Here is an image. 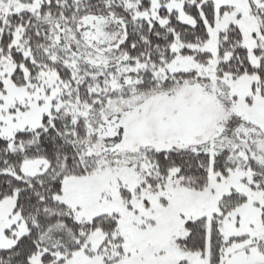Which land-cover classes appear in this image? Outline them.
<instances>
[{"label": "snow or ice", "instance_id": "1", "mask_svg": "<svg viewBox=\"0 0 264 264\" xmlns=\"http://www.w3.org/2000/svg\"><path fill=\"white\" fill-rule=\"evenodd\" d=\"M0 264H264V0H0Z\"/></svg>", "mask_w": 264, "mask_h": 264}]
</instances>
